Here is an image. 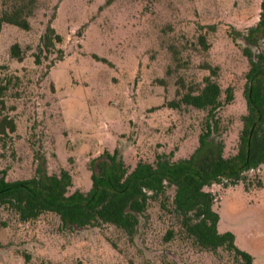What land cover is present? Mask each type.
<instances>
[{"label": "rangeland", "instance_id": "rangeland-1", "mask_svg": "<svg viewBox=\"0 0 264 264\" xmlns=\"http://www.w3.org/2000/svg\"><path fill=\"white\" fill-rule=\"evenodd\" d=\"M29 0H0V14ZM262 0H36L28 29L4 22L0 31V173L32 176L67 168L70 190L92 186L93 160L118 149L132 168L158 153L190 155L205 109L181 103L178 89L218 66L225 101L219 109L225 154L237 150L249 60L242 33L260 17ZM63 36L57 51L36 63L33 52L49 22ZM201 35L207 45L202 44ZM19 42L24 57L11 54ZM228 91L233 93L226 100ZM216 195L219 229L264 264V163L237 182L207 186ZM171 195L174 189L168 191ZM175 228L172 236L168 230ZM0 264H237L225 247L211 250L188 236L179 218L152 201L132 235L110 222L65 224L55 211L24 219L0 210Z\"/></svg>", "mask_w": 264, "mask_h": 264}, {"label": "trees", "instance_id": "trees-1", "mask_svg": "<svg viewBox=\"0 0 264 264\" xmlns=\"http://www.w3.org/2000/svg\"><path fill=\"white\" fill-rule=\"evenodd\" d=\"M28 2L32 5L36 0ZM29 3L4 10L0 14V31L4 22L30 28L33 7ZM242 36L249 60L245 85L247 111L242 115L243 125L234 153L225 154L219 115L225 101L223 88L215 78L218 66L207 63L210 73L197 83L186 85L180 78L184 90L179 88V99L172 101L175 106L186 103L206 110L198 145L190 155L175 159L171 154L158 153L155 161L140 159L130 168L118 149L105 150L93 160L92 186L87 191L70 190L73 177L69 169L49 172L42 160L29 177L8 179L5 173H0V210L5 204L11 205L24 219L51 210L68 225L110 222L133 235L152 201L160 200L163 208L179 218L186 234L201 246L211 250L225 247L237 264H253V254L238 245L234 231L219 229L221 215L214 206L216 195L207 189L214 182H237L247 170L264 163V0L259 20ZM62 41V34L50 21L33 52L36 63L53 51H57V58H62ZM201 42L207 45L203 35ZM11 54L20 60L24 57L19 42L11 45ZM232 97L233 93L228 91L226 100ZM15 128L12 118H0L1 134ZM171 188L173 195L168 192ZM174 232L175 228H170L168 237Z\"/></svg>", "mask_w": 264, "mask_h": 264}]
</instances>
